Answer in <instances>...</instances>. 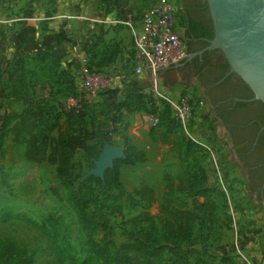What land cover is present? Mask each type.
I'll list each match as a JSON object with an SVG mask.
<instances>
[{
	"label": "rangeland",
	"instance_id": "rangeland-1",
	"mask_svg": "<svg viewBox=\"0 0 264 264\" xmlns=\"http://www.w3.org/2000/svg\"><path fill=\"white\" fill-rule=\"evenodd\" d=\"M33 1L51 10L47 6H53L56 0H0V63L4 68L10 64V70H14L15 60L23 58L25 69L19 73L23 74L19 85L31 80L30 86L27 84L31 95L37 99L48 98L53 104L59 100L68 106L79 101L84 107L90 106L98 136L113 133L111 142L104 146L111 143L122 147L126 153L127 147L132 145L144 153L143 161L120 166L119 180L112 192L123 193L125 207L122 214L108 213L109 229L98 230L96 239L101 243L105 236L116 243L127 241L148 226L145 219L148 214L161 226V220L168 216L166 206L179 204L181 200L190 205L194 199L205 201L206 197L196 192L208 188L207 195L214 207L200 211L192 240L184 244L192 262L198 259L199 264H217L219 259L226 257L223 264H264L263 206L248 192L247 178L235 160L231 137L198 79L188 77L181 68L174 67V63L159 71L161 91L183 92L189 96L194 109L187 128L181 123H168L170 119L164 112V122L160 126L151 123L148 110L157 108L162 113L163 99L154 91L151 76L134 73L131 58L121 71L100 69L93 63L92 73H101L93 80L98 86L96 93L84 87L73 95L76 91L70 84L62 82L63 78L58 79L59 67L51 56L40 61L33 48L19 45V11L27 12ZM155 1L108 0V4L116 6L123 17L129 11L141 15ZM176 1L179 6V0ZM95 6L93 0L91 7ZM178 16L180 19L181 12ZM123 72L124 77L121 76ZM84 74L75 75L77 84L86 80ZM127 79L130 80L128 91L118 94L117 86L128 84ZM14 81L9 82L8 72L0 75L1 120L24 107L12 88ZM135 85H141L146 96L137 99L132 95L126 99L129 103L115 109L113 115L111 111L100 113L105 107L103 102L125 100ZM114 118L116 123L112 122ZM64 119L63 116L61 122L64 123ZM86 120L89 122L91 118ZM11 126L12 123L4 131L0 130V239L9 237L26 246L33 253L34 264H57L54 241L40 229L43 216L51 214L62 222L74 252L80 255L84 237L78 212L67 198L68 189L62 184L56 166L47 161H28L24 157L26 143L17 140ZM88 126L92 128L89 123ZM96 141V138L89 140V146ZM103 147L97 144L90 151L79 149L75 153L74 158L82 162L76 185L96 175L93 170ZM143 185L154 189L156 201L152 204L147 205L141 196ZM7 213L11 217L3 221L2 216Z\"/></svg>",
	"mask_w": 264,
	"mask_h": 264
},
{
	"label": "trees",
	"instance_id": "trees-1",
	"mask_svg": "<svg viewBox=\"0 0 264 264\" xmlns=\"http://www.w3.org/2000/svg\"><path fill=\"white\" fill-rule=\"evenodd\" d=\"M186 43L187 47H190V42ZM19 45H23L25 49L33 48L36 59L40 61L51 56L59 67L58 79L63 78L62 82L70 84L76 91L73 95L80 93L75 75L61 65L59 55L52 48L45 46L39 49L25 41L19 42ZM13 65L16 66L15 69L10 70V64L4 68L0 63V75L8 72L9 82L15 80L11 85L22 99L24 107L21 111L11 113L3 120L0 119V130L4 131L12 123L10 129L15 132L17 140L26 143L24 157L28 161H47L56 166L62 184L68 189L67 198L78 212V221L83 232L81 252L77 255L67 233L63 230L62 222L51 214L43 216L40 229L54 241L57 264H199L198 259L192 262L190 252L184 248V244L192 240L196 221L201 217L200 211L211 210L214 207L207 195L209 189L200 188L196 192L198 195H204L205 201L199 202L194 199L190 205L186 200H181L179 204L166 206L168 216L161 220V226L153 215L148 214L145 218L148 226L141 228L127 241L116 243L105 236L104 243H101L95 235L100 229L105 231L109 229L108 213L122 214L125 207L123 193L112 192L119 180L120 166L124 163L135 164L143 161L144 153L129 145L126 157L115 159L114 166L107 168L103 177L90 175L76 185L81 175L82 162L74 158L75 153L79 149L90 151L91 147L97 144L103 147L105 143L111 142L113 133L98 136L94 127V116L88 105L84 107L77 101L67 106L59 100L56 101L57 104H53L48 98H35L29 93L31 80L29 84L23 82L21 86L19 85L23 75L19 73L25 69L24 59H16ZM30 72L34 74L33 70ZM145 93L147 92H144L141 85L132 86L125 100L103 102L105 107L100 113L107 114L111 111L113 115L115 109L129 103L126 99L132 95L139 99L146 96ZM162 102L164 104L162 113L157 111V108L148 110V114L158 117V122L154 126H160L164 122L163 112L170 119L168 123L179 125L170 106L164 100ZM63 116L64 123L61 122ZM87 118L91 120L88 122ZM112 122L116 123V118ZM88 123L92 128H89ZM95 138L96 144L89 146L88 141ZM140 193L147 205L156 201L151 186L143 185ZM9 217L11 215L7 213L2 216V220L6 221ZM221 260L225 261L227 258L222 257ZM0 264H34V256L23 244L4 237L0 239Z\"/></svg>",
	"mask_w": 264,
	"mask_h": 264
},
{
	"label": "flooded vegetation",
	"instance_id": "flooded-vegetation-1",
	"mask_svg": "<svg viewBox=\"0 0 264 264\" xmlns=\"http://www.w3.org/2000/svg\"><path fill=\"white\" fill-rule=\"evenodd\" d=\"M178 24L187 54L174 67L197 78L232 140V151L247 178L250 195L264 209V103L251 100V88L234 72L220 49H207L214 35L207 0H179Z\"/></svg>",
	"mask_w": 264,
	"mask_h": 264
},
{
	"label": "crops",
	"instance_id": "crops-1",
	"mask_svg": "<svg viewBox=\"0 0 264 264\" xmlns=\"http://www.w3.org/2000/svg\"><path fill=\"white\" fill-rule=\"evenodd\" d=\"M92 1L56 0L53 6H47L51 10L33 1L27 12L19 11V39L52 48L61 58L63 67L74 75L92 73L93 63L100 69L121 71L132 55V29L111 20L131 18L138 23L142 14L129 11L121 17L108 0H95L94 9ZM121 76L124 77L125 72ZM125 81L128 84L117 86L118 94L128 91L130 80ZM217 264H223L222 260Z\"/></svg>",
	"mask_w": 264,
	"mask_h": 264
},
{
	"label": "water",
	"instance_id": "water-1",
	"mask_svg": "<svg viewBox=\"0 0 264 264\" xmlns=\"http://www.w3.org/2000/svg\"><path fill=\"white\" fill-rule=\"evenodd\" d=\"M207 1L214 27L207 49H220L230 72L239 75L253 91L251 100L264 103V0ZM125 157L122 147L106 144L93 173L103 177L115 159Z\"/></svg>",
	"mask_w": 264,
	"mask_h": 264
},
{
	"label": "built area",
	"instance_id": "built-area-1",
	"mask_svg": "<svg viewBox=\"0 0 264 264\" xmlns=\"http://www.w3.org/2000/svg\"><path fill=\"white\" fill-rule=\"evenodd\" d=\"M179 10L176 0H156L143 12L138 23L133 19H115L112 23H124L132 29V55L130 56L133 71L137 76L152 77L154 91L170 106L176 120L187 128L193 116L189 96L183 92L172 94L161 91L159 71L187 55V43L178 24ZM86 80L79 88H87L96 93L98 86L93 83L100 74H84ZM151 123L158 122V117L148 114Z\"/></svg>",
	"mask_w": 264,
	"mask_h": 264
}]
</instances>
